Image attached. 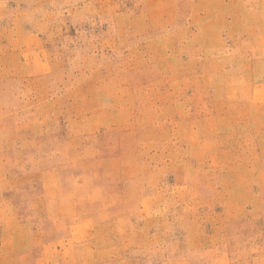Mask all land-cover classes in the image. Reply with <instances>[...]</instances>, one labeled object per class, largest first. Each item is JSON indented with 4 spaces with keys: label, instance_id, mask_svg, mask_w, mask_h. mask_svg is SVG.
Here are the masks:
<instances>
[{
    "label": "rangeland",
    "instance_id": "374dc122",
    "mask_svg": "<svg viewBox=\"0 0 264 264\" xmlns=\"http://www.w3.org/2000/svg\"><path fill=\"white\" fill-rule=\"evenodd\" d=\"M0 264H264V0H0Z\"/></svg>",
    "mask_w": 264,
    "mask_h": 264
}]
</instances>
